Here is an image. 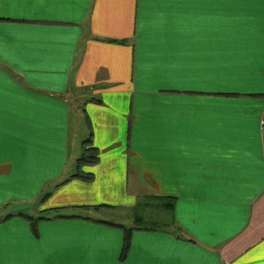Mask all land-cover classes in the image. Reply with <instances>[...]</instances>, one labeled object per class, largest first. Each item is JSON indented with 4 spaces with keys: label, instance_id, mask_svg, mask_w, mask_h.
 Segmentation results:
<instances>
[{
    "label": "crops",
    "instance_id": "crops-1",
    "mask_svg": "<svg viewBox=\"0 0 264 264\" xmlns=\"http://www.w3.org/2000/svg\"><path fill=\"white\" fill-rule=\"evenodd\" d=\"M263 119L264 0H0V264H264Z\"/></svg>",
    "mask_w": 264,
    "mask_h": 264
},
{
    "label": "trees",
    "instance_id": "trees-1",
    "mask_svg": "<svg viewBox=\"0 0 264 264\" xmlns=\"http://www.w3.org/2000/svg\"><path fill=\"white\" fill-rule=\"evenodd\" d=\"M92 142L91 137L85 141L83 153L77 160V166L79 168L85 164H93L98 161V148L91 146ZM76 176L88 177V174L78 172ZM174 205L175 202L173 198L162 195H150L147 196L143 202H138L133 209V220L135 225L131 227L122 225L126 231V248L129 244L130 233L134 229H158L169 226L170 223L164 218L165 216L160 218L156 216V213L163 212L168 218L172 219Z\"/></svg>",
    "mask_w": 264,
    "mask_h": 264
},
{
    "label": "rangeland",
    "instance_id": "rangeland-1",
    "mask_svg": "<svg viewBox=\"0 0 264 264\" xmlns=\"http://www.w3.org/2000/svg\"><path fill=\"white\" fill-rule=\"evenodd\" d=\"M72 101H74L73 103H75L78 108L80 107V105L82 103L85 102V100H92L91 98H93V96H91L90 98L86 95L84 96H72ZM82 116H84V119H86L84 113H80L79 110L75 111L73 110L72 113V128H71V143L73 144V154L75 153L74 150L78 149L79 151H81L82 149L85 148V145H83V141L86 140V138L89 136L90 134V129L88 127V122L87 120L82 119ZM79 119V120H78ZM83 143V144H82ZM82 144V146H81ZM74 156V155H73ZM158 214V215H157ZM157 216H161L160 212L156 213ZM101 217H110V218H114V219H118L120 221H122L123 223L126 224V226L131 227L134 226V220H133V212L127 208H121L118 209L117 211H115L112 215H98Z\"/></svg>",
    "mask_w": 264,
    "mask_h": 264
},
{
    "label": "built area",
    "instance_id": "built-area-1",
    "mask_svg": "<svg viewBox=\"0 0 264 264\" xmlns=\"http://www.w3.org/2000/svg\"><path fill=\"white\" fill-rule=\"evenodd\" d=\"M262 131L264 133V119L262 120Z\"/></svg>",
    "mask_w": 264,
    "mask_h": 264
}]
</instances>
